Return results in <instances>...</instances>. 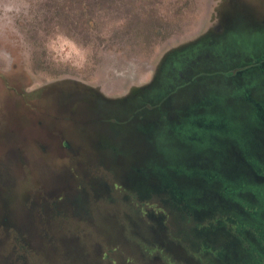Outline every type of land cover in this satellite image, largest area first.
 Segmentation results:
<instances>
[{"label":"rangeland","instance_id":"374dc122","mask_svg":"<svg viewBox=\"0 0 264 264\" xmlns=\"http://www.w3.org/2000/svg\"><path fill=\"white\" fill-rule=\"evenodd\" d=\"M215 1H71L50 20L44 0H0V264H255L224 230L183 223L155 179L165 181L166 161L151 147L154 129L97 121L88 98L62 91L79 83L121 94L159 52L196 34ZM71 19L89 27L71 29ZM141 198L160 229L139 217ZM197 237L218 257L195 256Z\"/></svg>","mask_w":264,"mask_h":264},{"label":"flooded vegetation","instance_id":"af4514ba","mask_svg":"<svg viewBox=\"0 0 264 264\" xmlns=\"http://www.w3.org/2000/svg\"><path fill=\"white\" fill-rule=\"evenodd\" d=\"M210 9L204 25L196 34L159 52L143 79L129 82L118 91L121 94L107 97L101 92L109 91L93 85L83 87L79 83L69 84L71 89L62 91L79 92L77 94L81 98L77 101L88 98V108L97 121L107 119L137 128L154 129L149 139L151 147L163 154L167 169L165 181L155 179L162 182L160 190L166 192V198L185 210L180 214V218L185 220L183 223L190 220L191 232L224 230L234 245L236 243L237 249L245 248L249 252L251 261L264 264V189L258 192L253 188V184L264 187V165L255 171L249 170L246 173L249 180L241 183L238 189H231L226 185L228 180L221 181L220 177L199 175L200 167L192 168L195 172L190 174L187 168L196 161L203 163L204 169L206 165L210 166L211 160H230L224 164V167L229 166V170H225L229 175L238 159L248 160L243 150H254V147L257 157L264 159V136L255 134L258 128L264 131V0H216ZM259 40L262 44H253ZM253 81H256L255 89L251 87ZM260 86L262 89L259 90L257 87ZM212 92H225L221 101L228 102L230 109L227 104H193L195 100H205V94L209 98ZM238 105L242 109L252 107L258 119L255 128L252 125L249 131L246 147L238 144L233 132L222 129V122L211 126L206 121H195L197 117L222 119L227 115V109L234 118ZM67 141V138L60 137L62 144L66 145ZM179 146L200 148L205 153L191 158L194 161H188L191 159L179 156L176 151ZM191 175L196 179L201 177V185L190 189L186 182L190 181ZM153 186L150 189H154ZM204 190H210L213 198L206 197L196 203L195 199L201 198ZM181 191H192L191 201L189 195L184 200L180 196ZM144 194H141L142 198L146 196H142ZM142 198L139 217L145 215L160 229L158 221L147 212L150 206L146 207L148 205ZM191 207L196 211L191 212ZM192 213H196L201 221L194 226L191 225ZM206 214L214 216L206 217ZM188 241L202 244L201 251L195 256L218 257L217 248L204 237ZM214 264L242 263L236 258L233 263L225 260L214 261Z\"/></svg>","mask_w":264,"mask_h":264},{"label":"water","instance_id":"95a60500","mask_svg":"<svg viewBox=\"0 0 264 264\" xmlns=\"http://www.w3.org/2000/svg\"><path fill=\"white\" fill-rule=\"evenodd\" d=\"M262 41H256L255 43H261ZM255 84L256 81H253L251 83V87L253 89H255ZM259 90L262 89L261 86L257 87ZM247 89H250V87H248ZM243 90L245 91L246 88H243ZM225 92H212L209 93V98H207V95L205 94V100H195L193 102L194 105H221L222 104H227L221 101V99H223ZM204 96V94H202V97ZM226 98V97H225ZM240 105H238L236 111H235V117L231 118L232 112L229 110V105L226 111V116L222 119H217V118H203V117H197L195 119V121H206L208 123L211 124V126H215V124L217 122H222V129L225 130L226 132H233L234 136L237 138V142L238 144H242V146L246 147V143H247V137L249 135V131L252 130V125L253 128H255L256 123L258 121V119L256 118V113L253 112L252 107H248V109H242L243 107H239ZM197 112V111H196ZM207 114V113H206ZM230 122H234L235 124H232ZM254 147V146H253ZM244 154H246L249 158L248 160H241L236 162V165L234 166V171H230L229 175H226L225 170H229V166L228 167H224L225 163H229L230 160L228 161H222V160H211L210 161V166L204 167L203 169V163H201L200 161H196L192 164H189L190 166L188 168L189 170V174L190 173H194L195 170L192 168H201L199 175H211V177L213 178H217L220 177L219 179H221V181L223 180H228V183H226L227 186L232 187L231 189H238L237 187L241 185V183H244L245 181L249 180V177L246 173H249L250 171H255L258 170L260 167H263L264 165V159L258 158L256 151H255V147L254 150H252L251 148L249 149H244L243 150ZM219 164H221V167L219 166ZM209 169V170H208ZM167 171V169H166ZM210 171V172H209ZM198 175V176H199ZM192 178L190 179V181L186 182L188 183L190 189L193 186H198L201 185L200 180L202 179L201 177H198V179L194 178L193 175H191ZM231 181V182H230ZM253 188L257 189L258 192L263 191L264 187H262V185L259 184H253ZM189 195V200L191 201V195H193L192 191L189 192H185V191H181L180 192V196L183 197V199L185 200V198ZM214 196L212 194V192L210 190H204L202 192L201 198H196L195 202L197 203L198 200L201 202L202 200L204 201L206 199V197H212ZM213 198V197H212ZM187 199V198H186Z\"/></svg>","mask_w":264,"mask_h":264},{"label":"trees","instance_id":"16d2710c","mask_svg":"<svg viewBox=\"0 0 264 264\" xmlns=\"http://www.w3.org/2000/svg\"><path fill=\"white\" fill-rule=\"evenodd\" d=\"M71 1L80 2L81 0H44V6L40 7L39 9H43V14H45L46 12V14L50 17V20H51L52 17H56L58 14H60V11L71 9V5L68 4ZM84 22H86V24H84ZM67 24L69 25L71 29H76V28H80L81 25L83 24L86 27H89L90 22L89 20L81 21L77 19L76 20L71 19L70 21L67 22ZM238 161H241V160L238 159Z\"/></svg>","mask_w":264,"mask_h":264},{"label":"crops","instance_id":"0c3cea01","mask_svg":"<svg viewBox=\"0 0 264 264\" xmlns=\"http://www.w3.org/2000/svg\"><path fill=\"white\" fill-rule=\"evenodd\" d=\"M119 87V86H118Z\"/></svg>","mask_w":264,"mask_h":264}]
</instances>
